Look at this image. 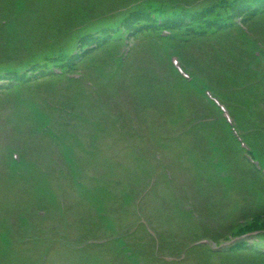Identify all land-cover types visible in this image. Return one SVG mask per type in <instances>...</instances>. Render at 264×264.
Here are the masks:
<instances>
[{
  "label": "rangeland",
  "instance_id": "374dc122",
  "mask_svg": "<svg viewBox=\"0 0 264 264\" xmlns=\"http://www.w3.org/2000/svg\"><path fill=\"white\" fill-rule=\"evenodd\" d=\"M133 1L0 0V22L13 32L0 48V72L32 70L78 24L98 16L109 24ZM243 27L263 51L264 16ZM145 40L124 55L114 44L92 51L81 79L14 83L0 93V264H226L216 254H182L202 236L230 234L264 201L237 168L234 146L225 144L223 155L220 131L203 120L213 114L208 120L223 128L224 106L239 125L264 104L256 60L239 53L234 72L218 66L238 46L254 50L252 42L237 32L180 46ZM167 45L187 72L206 63L202 93L167 69ZM89 239L104 243L76 250Z\"/></svg>",
  "mask_w": 264,
  "mask_h": 264
},
{
  "label": "trees",
  "instance_id": "16d2710c",
  "mask_svg": "<svg viewBox=\"0 0 264 264\" xmlns=\"http://www.w3.org/2000/svg\"><path fill=\"white\" fill-rule=\"evenodd\" d=\"M135 0L132 3H124L121 8V16H118V11L114 10L118 18L111 17L112 22L109 24L103 22L109 17L98 16L93 22L87 24V27L80 28L78 24L76 29L72 32L65 33L60 39L58 47L57 44H50L49 47L53 48L49 55H45L42 60H37L30 65V76L25 80L21 79L22 83H32L43 80H54V77L68 75L69 73H80L79 66L82 64L87 56L96 49H102L113 45L118 51L123 42L131 40L133 45L129 47L137 49L138 46L143 45L144 42L139 41L140 38L146 39V43L152 47L154 39H165L159 34V30L163 27L171 29L174 38L169 41L173 42L174 46L185 45L195 41L202 40L210 34L221 32L227 36L232 37L234 31L246 38V33L238 25L248 24V22L256 17L264 16V0ZM155 17L153 18V16ZM240 19V21H235ZM157 20L162 21L164 25L158 24ZM8 24L0 22V48L7 46L12 41L13 32ZM133 40V41H132ZM252 42L253 49L256 47L255 41ZM173 46V45H172ZM234 50V45L227 48L226 54ZM245 53L248 57L254 56L253 51L248 50L245 46H238L235 53H228L226 65L228 69L234 72L238 66H234V61L237 62V55ZM166 54V53H165ZM164 54V55H165ZM256 60V58L253 57ZM206 63H197V68L191 70L192 78H200L199 73L203 72L202 68ZM225 66L218 65L220 71L224 72ZM58 68L60 73H55L53 69ZM174 74V78H184L175 71L172 65L167 66ZM8 69L0 72L1 76ZM243 71V70H241ZM251 75L254 74L252 69H246ZM18 70H8L7 76L12 78L16 75ZM199 72V73H198ZM26 73L22 74V77ZM264 75L263 72L260 73ZM206 78V74H205ZM77 79V78H74ZM13 83L9 86L0 84V93L9 92L12 89ZM263 85V84H262ZM264 93V90H262ZM242 103L247 104L248 97L242 96ZM235 99L233 97L229 100ZM250 115L247 116L245 121L239 125L245 129L254 130L250 131L246 139L254 147L252 153L253 157L259 158L264 163V124H258L256 120H261L264 123V111L259 109V105L251 106ZM218 120L214 121L217 125ZM221 136H218L217 143L222 148V154H227L224 150L225 144L234 146V159L240 162L237 167L240 172L249 173V177L253 180L251 184L254 186L255 191L263 192L264 194V175L258 170L245 156L243 148L240 147L238 141L228 130L225 125L223 128L218 126ZM256 139V140H255ZM13 160V158H12ZM13 162H15L13 160ZM211 166L212 164L209 163ZM252 216V215H251ZM233 229V228H230ZM229 230V229H228ZM254 230H264V201L258 206L252 219L240 226H234L230 234H221L212 236L214 239H229L234 236L237 237L245 232ZM264 244V232L258 235ZM246 240H237L231 248H221L219 250H211L206 246H198L192 251L202 252L206 261L215 254L224 259L226 264H264V251L258 249V244H247ZM202 261V262H205ZM207 264V262H205Z\"/></svg>",
  "mask_w": 264,
  "mask_h": 264
}]
</instances>
